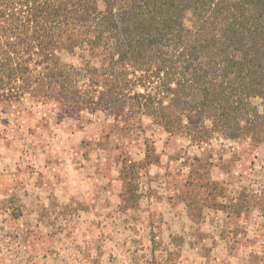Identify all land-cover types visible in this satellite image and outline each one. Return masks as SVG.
I'll return each mask as SVG.
<instances>
[{
	"label": "crops",
	"instance_id": "1",
	"mask_svg": "<svg viewBox=\"0 0 264 264\" xmlns=\"http://www.w3.org/2000/svg\"><path fill=\"white\" fill-rule=\"evenodd\" d=\"M65 118L0 98V247L25 234L52 262L75 242L91 264H264L261 156L170 134L137 150L133 120Z\"/></svg>",
	"mask_w": 264,
	"mask_h": 264
},
{
	"label": "trees",
	"instance_id": "2",
	"mask_svg": "<svg viewBox=\"0 0 264 264\" xmlns=\"http://www.w3.org/2000/svg\"><path fill=\"white\" fill-rule=\"evenodd\" d=\"M60 49L99 60L67 73ZM31 61L43 76L31 74ZM122 68L151 72L161 100L180 101L189 117L207 115L227 138L264 140V0H0V86L44 80L68 95L82 72L113 78ZM107 98L153 105L149 94ZM157 104L153 114L164 116Z\"/></svg>",
	"mask_w": 264,
	"mask_h": 264
},
{
	"label": "rangeland",
	"instance_id": "3",
	"mask_svg": "<svg viewBox=\"0 0 264 264\" xmlns=\"http://www.w3.org/2000/svg\"><path fill=\"white\" fill-rule=\"evenodd\" d=\"M57 56L61 63V70L67 73L72 71V67L83 68L85 62L92 59L97 62L99 60V58L88 52L78 49H75L73 53L60 49L57 50ZM96 67H100V64L98 63ZM28 68L32 75H44V67L39 66L36 61H31ZM90 72V70L82 72L87 77L77 82L68 95H65V91L64 94L61 93L59 86H50L44 80H40L36 84L32 82L24 84L15 81L10 85L0 86V98L13 99L18 96L27 98L34 102L36 107H43L44 109L49 107V110L61 113L64 118H74L76 116L84 118L88 114L103 119L123 117L133 120L130 122L135 125L133 138L137 150L142 147L144 142H151L150 138L154 136H168L170 134L173 138L179 139L185 144L192 146L204 145L207 150L216 155L221 147L226 146L241 152L244 151L251 157L261 156L260 162L264 163V140L257 141L253 139L250 132H245L236 139H229L223 132L213 129L207 115L194 114L189 117L181 110L182 103L180 101L174 100L171 102L168 98L161 100L163 89L160 87L158 80L151 77V72L147 73L150 76L149 79L142 77L144 73H134L130 68L118 70L116 75L120 76H114L113 78H111L109 72L100 71L97 72V76L90 75ZM114 93L125 95L126 98L133 97L135 94H149L154 106L159 105L157 103L161 104L160 107L164 110V116L160 113L158 115L153 114L154 110L151 104L146 108L145 105L142 107L145 103L143 99L136 98L132 101L124 99V104L115 103L111 105L108 102L107 95H113ZM163 95L165 96V94ZM160 100L161 102H159ZM259 103V100L255 101V104ZM54 235L57 234H53L52 238L55 237ZM0 236H2L0 238L11 237L5 233ZM34 236L39 237L41 241L42 235L35 233ZM25 237V234H20L19 237L16 236L21 245L17 242L15 245L7 243L0 247V254L5 259V262H0V264H91L88 261L90 255H88L86 248L76 245L75 242L69 244L67 251L72 252L73 249H76L80 255L74 256L71 253L61 255L62 253H60V258L54 257L55 259L52 262L47 261L45 256L47 250H50L47 245L33 244L34 246L24 248L23 245L27 243ZM5 240L7 239L5 238ZM64 249L61 248L60 251L63 252ZM31 257H33L32 260Z\"/></svg>",
	"mask_w": 264,
	"mask_h": 264
}]
</instances>
